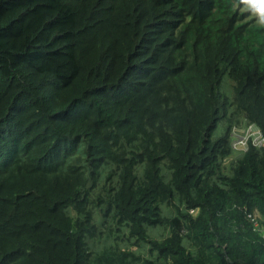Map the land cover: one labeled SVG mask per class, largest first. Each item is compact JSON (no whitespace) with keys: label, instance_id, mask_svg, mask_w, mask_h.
Here are the masks:
<instances>
[{"label":"trees","instance_id":"trees-1","mask_svg":"<svg viewBox=\"0 0 264 264\" xmlns=\"http://www.w3.org/2000/svg\"><path fill=\"white\" fill-rule=\"evenodd\" d=\"M245 8L0 0V264H264V147L227 166L264 132Z\"/></svg>","mask_w":264,"mask_h":264},{"label":"clouds","instance_id":"clouds-1","mask_svg":"<svg viewBox=\"0 0 264 264\" xmlns=\"http://www.w3.org/2000/svg\"><path fill=\"white\" fill-rule=\"evenodd\" d=\"M240 3H243L246 6L245 11H250L252 18H256V23L260 27L264 28V0H240ZM226 77L233 85V81L230 79V76L226 74L223 77H220L219 82H217L220 84L219 90H221L222 83ZM194 86L197 87V85ZM230 146L232 155L227 159V162L231 161L232 163L238 156L246 153L251 146L256 149L263 148L264 132L256 124L248 123L247 121L242 120L238 125L233 126L230 132ZM191 214H195V211H191ZM249 217L251 218V222H253L255 227L259 226L257 216L250 215Z\"/></svg>","mask_w":264,"mask_h":264},{"label":"rangeland","instance_id":"rangeland-1","mask_svg":"<svg viewBox=\"0 0 264 264\" xmlns=\"http://www.w3.org/2000/svg\"><path fill=\"white\" fill-rule=\"evenodd\" d=\"M221 90L227 94L228 97H232V84L230 80L226 77L222 83ZM231 163V161L228 162L227 166ZM152 231V230H151Z\"/></svg>","mask_w":264,"mask_h":264}]
</instances>
